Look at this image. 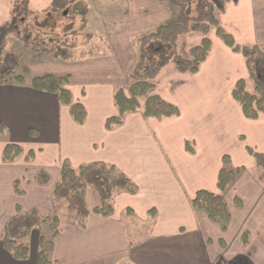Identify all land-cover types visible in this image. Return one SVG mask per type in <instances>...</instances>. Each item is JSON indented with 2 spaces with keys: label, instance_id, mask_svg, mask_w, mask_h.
Returning a JSON list of instances; mask_svg holds the SVG:
<instances>
[{
  "label": "crops",
  "instance_id": "0c3cea01",
  "mask_svg": "<svg viewBox=\"0 0 264 264\" xmlns=\"http://www.w3.org/2000/svg\"><path fill=\"white\" fill-rule=\"evenodd\" d=\"M104 1L120 4L124 18L103 21L102 36L90 40L91 51L46 64L40 59L27 67L25 84L0 86V124L5 128L0 134V264H38L39 239L44 229L52 231L49 224L34 230L30 257L13 258L3 241L18 208L20 214L37 211L41 219H63L53 264H264V169L248 152L264 154V118L247 119L232 95L239 80L248 86L252 81L246 59L212 31V49L199 73L180 74L170 63L155 80L151 95L178 106V117L146 119L144 98L123 125L107 130L106 121L118 116L115 92L130 84L139 40L171 20L172 13L158 0ZM219 20L236 45L264 51V0H231ZM202 39L199 34L182 37L178 53L188 57ZM255 68L263 84L264 58L256 57ZM46 75L70 77L65 88L74 103L85 107L84 124L74 121L58 95L32 87V78ZM9 144L22 154L4 163ZM225 155L245 171L223 194L217 181ZM65 162L74 169L114 165L138 193L116 191L110 217L90 214L84 228L72 226L54 199ZM41 172L50 177L48 185L38 183ZM16 182L22 194L16 193ZM201 190L223 195L231 214L227 231L192 206ZM87 202L90 209L97 203L92 191Z\"/></svg>",
  "mask_w": 264,
  "mask_h": 264
},
{
  "label": "trees",
  "instance_id": "16d2710c",
  "mask_svg": "<svg viewBox=\"0 0 264 264\" xmlns=\"http://www.w3.org/2000/svg\"><path fill=\"white\" fill-rule=\"evenodd\" d=\"M165 3L171 10L172 19L161 25L153 33L139 40L137 61L129 75L130 84L127 88H120L115 92L114 100L118 116L106 121V129L112 130L124 124L125 116L140 109V100L146 98L143 115L146 119L163 120L178 117V106L164 100L159 95H151L155 89V80L161 71L170 63L180 74L199 73L202 65L207 61L212 49L210 34L212 31L236 53H241L246 59L250 71V79L255 82V91L248 90L245 80H239L232 92L233 98L242 108L244 116L249 120L264 118V85L259 81L255 68V58H264V51L258 47H241L236 45L233 37L225 32L219 16L226 10L231 0H158ZM199 34L203 37L200 45L192 48L188 57L178 53L179 41L182 37ZM40 56V55H39ZM66 57L64 60H70ZM43 59V58H40ZM22 71V72H21ZM29 76L27 67L22 64L21 57L7 50L0 44V86L11 83L25 84ZM68 76L35 77L31 80L32 87L37 91L58 95L61 103L69 107L70 114L77 124H84L87 117L85 107L74 103L72 93L65 88L69 83ZM5 130L0 124V134ZM187 150L193 152L186 144ZM248 152L253 156L258 167L264 169V154L257 153L251 148ZM22 151L17 145L9 144L3 152L4 163L14 162ZM33 158L30 153L28 159ZM245 171L244 167L232 166L228 155L223 157V166L218 175L217 187L221 193H226ZM38 183L48 185L50 177L41 172L37 177ZM15 191L22 194L19 185L15 183ZM96 197L97 203L90 209L87 199L90 192ZM116 191L130 194L138 193V187L124 173L114 165L94 163L74 169L68 162L62 166L60 177L55 186L54 199L61 209L62 217L72 226L84 228L90 214L110 217L114 212V195ZM195 210L207 214L208 218L221 225L227 231L231 222V214L223 195L206 190L198 191L192 200ZM13 217L6 225V237L3 241L4 249L13 258L25 261L30 257L28 243L32 232L49 224L53 231L50 239L41 236L39 239L38 264H53L52 255L55 240L61 233L63 219L59 216L41 219L37 211L20 214ZM244 244H248V235L242 236ZM237 262V261H235Z\"/></svg>",
  "mask_w": 264,
  "mask_h": 264
},
{
  "label": "rangeland",
  "instance_id": "374dc122",
  "mask_svg": "<svg viewBox=\"0 0 264 264\" xmlns=\"http://www.w3.org/2000/svg\"><path fill=\"white\" fill-rule=\"evenodd\" d=\"M103 1L0 0V44L18 54L24 67L40 58L46 64L51 59L77 56L80 50L91 51L95 39L103 34L101 23L124 18L120 4ZM248 90L255 91L254 81ZM51 232L46 228L43 235L50 238Z\"/></svg>",
  "mask_w": 264,
  "mask_h": 264
}]
</instances>
